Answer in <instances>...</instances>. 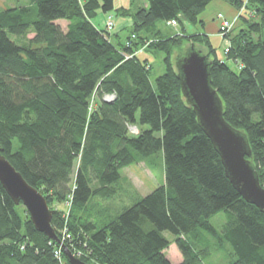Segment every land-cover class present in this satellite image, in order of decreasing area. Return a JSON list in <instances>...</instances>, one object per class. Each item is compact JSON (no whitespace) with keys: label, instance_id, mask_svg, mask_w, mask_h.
<instances>
[{"label":"trees","instance_id":"trees-1","mask_svg":"<svg viewBox=\"0 0 264 264\" xmlns=\"http://www.w3.org/2000/svg\"><path fill=\"white\" fill-rule=\"evenodd\" d=\"M213 1L147 0L125 42L93 22L99 11L128 15L115 0H26L0 10V154L47 198L59 237L38 231L0 181V264H70L64 246L87 264H173V242L180 264H210L216 250L228 251L226 264H264V213L234 188L175 66L192 44L208 55L224 116L246 133L264 186V0H224L243 11L224 36L225 56L205 31L189 30L204 29ZM160 20H176L179 33L165 35ZM153 35L147 47L165 53L166 67L155 80L137 53ZM132 125L149 128L133 135ZM159 152L165 182L94 221L90 200L116 195L122 169ZM67 201L66 221L54 204ZM220 213L219 229L211 218Z\"/></svg>","mask_w":264,"mask_h":264},{"label":"water","instance_id":"water-1","mask_svg":"<svg viewBox=\"0 0 264 264\" xmlns=\"http://www.w3.org/2000/svg\"><path fill=\"white\" fill-rule=\"evenodd\" d=\"M175 59L183 96L194 108L199 125L220 154L228 178L246 201L264 213V186L251 160L249 139L224 116L223 100L212 85L211 60L195 44L176 54ZM0 181L15 203L26 207L36 229L59 240L52 225L54 210L47 198L24 178L4 154H0ZM64 252L70 264H87L66 246Z\"/></svg>","mask_w":264,"mask_h":264},{"label":"rangeland","instance_id":"rangeland-1","mask_svg":"<svg viewBox=\"0 0 264 264\" xmlns=\"http://www.w3.org/2000/svg\"><path fill=\"white\" fill-rule=\"evenodd\" d=\"M146 2L147 0H115V5L117 8H129L128 15L123 14V11L121 10H113L109 14L99 11L98 15L93 19V22H95L98 26L106 28L107 17L112 15L115 22V29H120V39L125 42L127 37L132 32V24L137 9L140 7H145ZM219 2H222L223 7L218 5L220 4ZM18 3H26V0H0V10L14 6ZM229 10L232 12L235 10V12H237L236 15L232 17L229 16ZM241 12L242 11L237 10L234 6L224 0H214L201 15V17L205 20L204 29L199 26H189V30L191 32H198L202 30L205 31L211 37V41L218 49L219 55L225 56L226 39L222 34L219 18L222 14L231 20H235L231 30L232 32L234 28H238L240 26ZM60 23L62 27L66 29L68 22L63 20L60 21ZM123 23H126L127 25L125 27H121ZM128 24L130 25L128 26ZM157 25L161 30H163L165 35L178 34L180 31L179 25H169L166 21L160 20L158 21ZM114 40L116 41L117 37L114 36ZM153 42H156L154 35L149 38L148 42L146 41L145 45L140 47L141 49H139L137 53L140 54L142 59L149 58L152 66L151 79L155 80L156 77L165 72L166 67L164 63L165 53L159 50H152L147 47L149 43ZM176 54H178V52ZM148 128L149 126L147 125H132L129 126V132L133 135H137L140 134L141 129ZM121 172L122 179L117 184L118 193L116 195L111 197L95 196L90 200L87 207V212L95 215L94 221L98 222L103 219H108L110 216L117 215L127 207L131 206L137 200L141 199L156 189L158 186L162 185L165 182L163 154L162 152H159L139 163L127 165L122 169ZM54 206L62 210V216L67 221L70 216V209H68L69 201L65 202L64 204L55 203ZM19 210L21 213L29 214L28 210L23 204L19 205ZM224 221L225 216L223 213L217 214L211 218V222L219 229L222 227ZM167 236L172 240L174 239V237L169 233H167ZM166 252L168 258L173 264H180L184 260V255L175 242L169 246ZM227 261L228 251L216 250L213 252L212 257L210 258V264H226Z\"/></svg>","mask_w":264,"mask_h":264},{"label":"built area","instance_id":"built-area-1","mask_svg":"<svg viewBox=\"0 0 264 264\" xmlns=\"http://www.w3.org/2000/svg\"><path fill=\"white\" fill-rule=\"evenodd\" d=\"M219 19H220V23H221L220 24V27H221V31H222L223 36L231 33V30L233 28V25L235 23V20L234 19L231 20V19L225 17L222 14H221V16H220ZM169 24H171V25H173V24L174 25H177L178 23H177L176 20H171L169 22ZM114 28H115V22H114L113 16L112 15H109L107 17V20H106V29L109 30V31H112ZM230 45H231L230 41L229 40H226V47H225V51L226 52L225 53H227L229 51ZM115 98H116L115 94H107V95L104 96V99L107 100V101H112ZM63 233L66 235V237H69V238L71 237V234H69V232H68L67 229H65ZM75 254L77 255V253H75ZM56 255L58 256V258L60 260L62 259L61 258L62 255L60 253V250L56 252ZM62 264H63V262H62Z\"/></svg>","mask_w":264,"mask_h":264},{"label":"crops","instance_id":"crops-1","mask_svg":"<svg viewBox=\"0 0 264 264\" xmlns=\"http://www.w3.org/2000/svg\"><path fill=\"white\" fill-rule=\"evenodd\" d=\"M220 4H218V5H220V7H223V4H222V2H219ZM146 5H147V2H146ZM236 13L237 12H235V10H234V12H232L231 10H229V16H235L236 15ZM105 22V21H104ZM127 23V22H126ZM126 23H123L122 25H121V27H125L127 24ZM130 24H128V26H129ZM116 31H118V32H120V29H116Z\"/></svg>","mask_w":264,"mask_h":264},{"label":"bare ground","instance_id":"bare-ground-1","mask_svg":"<svg viewBox=\"0 0 264 264\" xmlns=\"http://www.w3.org/2000/svg\"><path fill=\"white\" fill-rule=\"evenodd\" d=\"M242 11V10H241ZM243 12V11H242Z\"/></svg>","mask_w":264,"mask_h":264}]
</instances>
